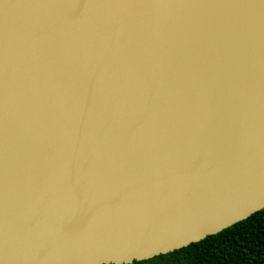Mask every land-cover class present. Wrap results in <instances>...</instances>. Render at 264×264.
<instances>
[{"label": "water", "instance_id": "water-1", "mask_svg": "<svg viewBox=\"0 0 264 264\" xmlns=\"http://www.w3.org/2000/svg\"><path fill=\"white\" fill-rule=\"evenodd\" d=\"M264 210V0H0V264H134Z\"/></svg>", "mask_w": 264, "mask_h": 264}, {"label": "trees", "instance_id": "trees-1", "mask_svg": "<svg viewBox=\"0 0 264 264\" xmlns=\"http://www.w3.org/2000/svg\"><path fill=\"white\" fill-rule=\"evenodd\" d=\"M134 264H264V210L187 248Z\"/></svg>", "mask_w": 264, "mask_h": 264}]
</instances>
